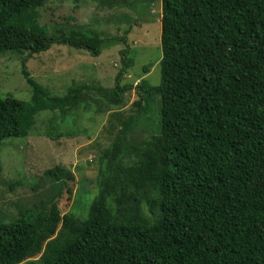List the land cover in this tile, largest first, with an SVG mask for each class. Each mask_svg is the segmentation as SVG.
I'll return each mask as SVG.
<instances>
[{
    "label": "trees",
    "instance_id": "1",
    "mask_svg": "<svg viewBox=\"0 0 264 264\" xmlns=\"http://www.w3.org/2000/svg\"><path fill=\"white\" fill-rule=\"evenodd\" d=\"M47 1L0 0L1 52L39 53L57 42L97 56L119 38L49 33L38 11ZM160 45V84L146 93L137 86L134 102L145 115L146 94L159 95L155 132L126 146L135 120L119 119L84 217L58 206L72 172L45 169L58 191L40 212L20 209L0 223V264L38 254L41 264H264V0H161ZM121 53L116 80L131 65ZM21 72L31 95L0 96V150L5 138L27 137L37 113L71 114L79 90L91 87L52 95ZM116 84L111 102L131 87ZM51 127L49 139L74 135Z\"/></svg>",
    "mask_w": 264,
    "mask_h": 264
},
{
    "label": "rangeland",
    "instance_id": "2",
    "mask_svg": "<svg viewBox=\"0 0 264 264\" xmlns=\"http://www.w3.org/2000/svg\"><path fill=\"white\" fill-rule=\"evenodd\" d=\"M38 11L39 22L53 35L69 33L71 29H89L100 37L119 38L102 45L97 56L57 42L33 54L27 50L0 51V96L29 100L31 87L21 72L23 67L52 95L64 94L72 84L91 86L79 90L77 97L82 104L71 114L62 116L58 111L43 110L35 115V125L27 137L2 140L0 223L14 221L20 209L35 214L47 205L59 185L42 175L45 169L55 165L73 174V179L67 182L70 192L64 190L59 198L60 213L86 216L98 193L100 154L113 143L119 119L135 120L125 137L126 146L147 139L159 121L156 92L146 94L149 106L145 115L138 112L134 102L140 99L137 86L141 93H146L145 88L160 84L161 0H48ZM121 50H126L125 57L131 65L116 80L123 62ZM117 82L119 86L130 84L131 87L111 102ZM52 125L61 131L72 129L74 135L49 139L44 129ZM132 161L126 153L124 163ZM21 180L22 184L10 188ZM18 264H41L39 254Z\"/></svg>",
    "mask_w": 264,
    "mask_h": 264
}]
</instances>
